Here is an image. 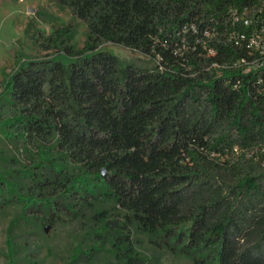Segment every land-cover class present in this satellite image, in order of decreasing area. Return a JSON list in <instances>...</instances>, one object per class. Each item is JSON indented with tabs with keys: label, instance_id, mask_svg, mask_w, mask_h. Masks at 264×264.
Instances as JSON below:
<instances>
[{
	"label": "trees",
	"instance_id": "obj_1",
	"mask_svg": "<svg viewBox=\"0 0 264 264\" xmlns=\"http://www.w3.org/2000/svg\"><path fill=\"white\" fill-rule=\"evenodd\" d=\"M56 1L86 39L75 47L71 21L6 72L0 120L29 185L0 172L3 198L45 226L85 224L70 264L103 250L106 264H148L144 241L192 264H264V72L236 66L250 58L241 17L264 0Z\"/></svg>",
	"mask_w": 264,
	"mask_h": 264
},
{
	"label": "rangeland",
	"instance_id": "obj_2",
	"mask_svg": "<svg viewBox=\"0 0 264 264\" xmlns=\"http://www.w3.org/2000/svg\"><path fill=\"white\" fill-rule=\"evenodd\" d=\"M71 21L76 23L73 44L82 48L87 26L69 7L56 0H0V92L6 72L13 70L15 62L24 56H43L45 51L40 43L55 28ZM100 48L116 54L125 63L153 65L145 55L122 45L104 42ZM7 115L5 108L2 117ZM8 131L0 120V172L10 173L15 189L23 193L29 185V180L20 174L27 161L26 153L16 146ZM3 195L0 194V264H70L86 230L85 224L66 221L51 226L46 233L41 219L25 218L22 205L15 200L8 202ZM139 249L148 264H192L190 259L158 250L147 241ZM106 255L105 250L101 251L91 264H106Z\"/></svg>",
	"mask_w": 264,
	"mask_h": 264
},
{
	"label": "built area",
	"instance_id": "obj_3",
	"mask_svg": "<svg viewBox=\"0 0 264 264\" xmlns=\"http://www.w3.org/2000/svg\"><path fill=\"white\" fill-rule=\"evenodd\" d=\"M245 12L241 19L248 30L246 33L239 34L236 44L244 43L250 58H242L236 63V66L243 68L245 73L260 69L264 72V13L260 11L258 18H249L245 16ZM235 20H240V17H236ZM206 33L208 34V32ZM211 52L213 53V51ZM256 83L259 94L264 95V73L260 74ZM262 152L264 153V147ZM246 156L252 157L253 153L248 152Z\"/></svg>",
	"mask_w": 264,
	"mask_h": 264
},
{
	"label": "water",
	"instance_id": "obj_4",
	"mask_svg": "<svg viewBox=\"0 0 264 264\" xmlns=\"http://www.w3.org/2000/svg\"><path fill=\"white\" fill-rule=\"evenodd\" d=\"M102 175H103L104 177L107 176V171H106V169H103V170H102ZM50 227H51V225H46V226L44 227V231L47 233Z\"/></svg>",
	"mask_w": 264,
	"mask_h": 264
}]
</instances>
